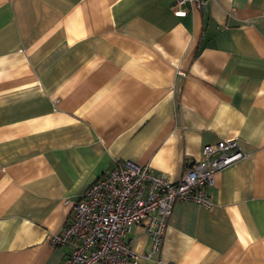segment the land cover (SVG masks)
Listing matches in <instances>:
<instances>
[{"label":"crops","instance_id":"0c3cea01","mask_svg":"<svg viewBox=\"0 0 264 264\" xmlns=\"http://www.w3.org/2000/svg\"><path fill=\"white\" fill-rule=\"evenodd\" d=\"M0 0V264H63L72 205L119 161L168 181L204 146L248 157L173 205L142 264H264V0ZM125 243L150 249L140 226Z\"/></svg>","mask_w":264,"mask_h":264},{"label":"built area","instance_id":"2783aa9c","mask_svg":"<svg viewBox=\"0 0 264 264\" xmlns=\"http://www.w3.org/2000/svg\"><path fill=\"white\" fill-rule=\"evenodd\" d=\"M185 4L197 11L207 9V0H174L173 15L184 16L178 8ZM247 157L237 138L220 140L204 146L199 161L187 162L176 182L148 166L119 161L84 191L61 231L49 241L70 249L63 264L150 261L160 251L173 205L191 202L210 208L207 190L214 187L216 175ZM133 226H140L149 238L147 253L138 255L125 243V234Z\"/></svg>","mask_w":264,"mask_h":264}]
</instances>
